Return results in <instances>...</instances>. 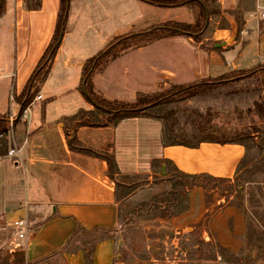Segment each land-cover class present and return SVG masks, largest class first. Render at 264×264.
<instances>
[{"label":"crops","instance_id":"1","mask_svg":"<svg viewBox=\"0 0 264 264\" xmlns=\"http://www.w3.org/2000/svg\"><path fill=\"white\" fill-rule=\"evenodd\" d=\"M179 1L178 6L166 7L141 0H69L61 43L36 94L40 99L20 114L16 98L52 40L60 0H39L37 9L27 8L25 0H4L0 15V117H8L10 112L17 115L5 139L10 149L18 151L14 159L6 158V153L0 159V215L8 233L0 240V250H6L8 264H124L123 214L156 198L161 208L173 206L177 175L226 185L234 182L246 156L244 140H201L193 147L164 144V121L145 115L111 121L85 93L83 68L88 59L78 56L83 32L89 29V25L81 28L85 22L113 21L137 11L138 18L145 21L137 28L139 32L167 23L194 24L199 14L198 5L192 4L195 0ZM199 1L209 8L203 32L214 28L200 41L185 35L184 57L176 62L178 71H190L187 75L163 66V58L148 57L162 38L95 69L89 77L94 97L131 104L138 94L235 74L247 76L262 69L264 18L260 13L264 12V0ZM224 23L227 26L220 27ZM232 25L238 29L235 39L216 47L229 39ZM242 30L247 32L241 34ZM118 35L114 33L108 42ZM129 56L138 57L144 69L155 74L151 84H146L138 68L129 65L124 71L139 85L120 84L112 78L117 60ZM52 76L56 77L53 81ZM48 87L49 97L44 101L43 91ZM216 189L185 186V208L176 216L153 222L158 230L170 229L179 235L198 226L218 231L220 236L230 230L233 236L239 235L243 217L237 207L221 204L224 197L216 195ZM17 217L27 220L23 239L9 226Z\"/></svg>","mask_w":264,"mask_h":264},{"label":"rangeland","instance_id":"2","mask_svg":"<svg viewBox=\"0 0 264 264\" xmlns=\"http://www.w3.org/2000/svg\"><path fill=\"white\" fill-rule=\"evenodd\" d=\"M137 13L135 11L131 17L119 16L108 22H85L81 28L89 25V29L83 32L82 45L78 49L79 58H99L109 49L108 38L113 37L116 32L120 35L113 41L126 40L125 37L140 34L137 28L145 21L139 19ZM222 26L227 25L220 24V27ZM198 28L194 26V31ZM213 28L214 26H211L207 32H203L204 27H202L201 32L196 34L198 40L208 38ZM185 37V35H179L164 38L155 44V48L149 52L148 57L163 58V66L176 68L175 71H178L176 61L184 57L181 53L187 45ZM88 42L90 44H87ZM210 43L211 41L207 42V44ZM68 46L69 44L66 47ZM116 52L119 53L120 49ZM4 60L6 61V58ZM125 65L138 68L146 84L153 82L155 74L145 70L136 56L117 60L112 73V78L116 82L130 86L139 85L137 80L124 71ZM103 66L104 64L100 65V69ZM260 67L256 69H260L259 71L251 75L246 76L245 73L234 75L232 83H199L191 88L192 93L197 92L198 95L189 98L181 95L183 96L181 100L149 110L151 113L161 112L162 114L173 112L169 123L172 124V131L180 137L185 136L188 140L203 138L204 134L198 132V126L202 125L206 130L208 129V134L214 139L244 140L247 150L238 175L231 185L206 179L180 180L175 177L174 182H178V186L172 189L176 190L175 192L171 191L176 195L173 206L168 208L164 204V208H161L158 204L159 199L156 198L152 202L142 204V207H137L130 214H123L120 222L126 248L122 260L124 264H264V261L257 259L258 256L264 257V66ZM180 72L187 75L190 71L185 69L178 71ZM55 79L56 77L52 76L51 81ZM173 88L170 87L157 94L167 93ZM43 95L46 101L49 97V87L43 91ZM60 103L63 101L57 105ZM5 141H7V151L10 149V142L6 139ZM193 185H202L206 189L217 188L216 195L224 197V202L221 204L224 205L227 202L239 209L244 222L239 235L233 236L230 230L227 231L228 235L220 236L218 231L207 228L202 230L201 226L193 232L188 230L182 235L174 234L170 229L158 230L153 222L155 218L160 217L166 220L178 215L185 208L184 187ZM165 198L167 197L162 199L165 200ZM1 216L0 240L8 237V233L4 232ZM144 226L147 228L145 229ZM230 226L233 227V218L230 219ZM226 243L231 246H225ZM5 253V249L0 250V264H8Z\"/></svg>","mask_w":264,"mask_h":264},{"label":"trees","instance_id":"3","mask_svg":"<svg viewBox=\"0 0 264 264\" xmlns=\"http://www.w3.org/2000/svg\"><path fill=\"white\" fill-rule=\"evenodd\" d=\"M143 2L157 4L159 6L173 7L181 4L179 0H169V1H153V0H141ZM69 0H60V9L58 13V18L56 22L55 31L52 37L51 42L49 43L48 48L41 57L36 69L29 78L26 86L24 87L21 94L16 98V101L20 105V114L22 111L33 101L36 94L39 91V87L42 82L45 80L50 63L52 62L56 51L61 43V39L65 30L66 19H67V10H68ZM191 3V2H190ZM26 7L29 9H37L40 6L39 0H25ZM192 4H197L199 8V18L195 21L194 25L188 24H179V23H167L158 27H152L147 30L142 31L140 34H133L128 37H125L126 40L115 39V41L110 42L109 49L101 55L99 58L93 57L87 60L83 68V77L86 78L84 83L85 93L88 97L93 100V103L106 114L111 121H120L126 118L138 117L139 115L149 116L151 118H157L165 122L164 131V144H173V145H183V146H196L201 140L214 141L215 139L210 137L205 127L202 125L198 126V132L204 134L203 138L198 140H188L185 136L176 135L172 131V124L169 123V119L173 115V112L162 114L161 112L151 113L150 109L165 106L171 102H174L181 98H189L198 95L197 92L191 91V88L199 85L193 84L189 86H175L172 90L167 93H155L150 95H141L136 96V100L131 104H122V103H111L105 101H98L96 97L91 92L89 86V77L92 72L100 68V65L106 64L110 60H114L121 53H124L130 49L137 48L140 46H145L151 43L154 40L172 37L177 35H188L194 37V40H198L196 34L200 33L202 27L206 25L207 15L209 13V8L207 5L199 0L192 1ZM4 6V0H0V15L2 13ZM194 26L197 31H194ZM119 41V42H118ZM117 49H120V52H116ZM243 74V73H242ZM236 75V74H235ZM233 76L222 77L217 80L208 81L205 84H212L216 82L217 84H223L224 81H230ZM242 77V76H237ZM235 78V77H234ZM178 95V96H177ZM183 95V96H181ZM177 96V97H175ZM186 96V97H185ZM98 101V102H97ZM199 118L201 116L199 115ZM102 124V123H98ZM100 126V125H99ZM170 126V127H169ZM7 131V117H0V134H5ZM206 134V135H205ZM219 142V141H217ZM7 142L5 141V136L0 139V156L6 153ZM111 164V163H110ZM180 180H193L190 177L185 175H177ZM174 187L178 186V182H174ZM257 259L264 261V257L258 256Z\"/></svg>","mask_w":264,"mask_h":264},{"label":"built area","instance_id":"4","mask_svg":"<svg viewBox=\"0 0 264 264\" xmlns=\"http://www.w3.org/2000/svg\"><path fill=\"white\" fill-rule=\"evenodd\" d=\"M260 17L264 18V12L260 13ZM246 32L247 31H243L242 30L240 33L243 34V33H246ZM10 99L13 101L12 97H10ZM39 99H40V95H36V97L33 99V101L31 103H33V102H35V101H37ZM28 106L22 111V113L26 112ZM16 118H17L16 114L11 113V112L9 113V115L7 117V131H6V133L4 135L0 134V139L3 138L4 136H7V134H11L12 128H13V124H14V121H15ZM17 153H18L17 150H15L14 148H11V149L6 151L5 157L9 158V159H14L17 156ZM1 158L2 157L0 156V159ZM9 226L14 231V233H15V235H16V237L18 239H23L24 238L25 233H26L27 228H28L27 220L24 217L15 218L14 220H12L10 222Z\"/></svg>","mask_w":264,"mask_h":264},{"label":"water","instance_id":"5","mask_svg":"<svg viewBox=\"0 0 264 264\" xmlns=\"http://www.w3.org/2000/svg\"><path fill=\"white\" fill-rule=\"evenodd\" d=\"M237 33H238V29L234 25H232V27H231V36L229 37V39L226 42H221V43L215 44V46L216 47H221L223 45L231 43L235 39V37L237 36Z\"/></svg>","mask_w":264,"mask_h":264}]
</instances>
